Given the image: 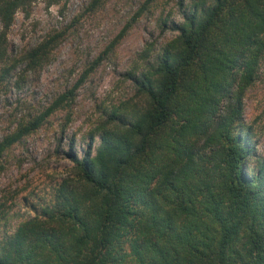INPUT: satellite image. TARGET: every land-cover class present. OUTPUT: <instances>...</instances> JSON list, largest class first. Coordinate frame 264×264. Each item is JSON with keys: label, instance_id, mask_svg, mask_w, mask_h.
Instances as JSON below:
<instances>
[{"label": "trees", "instance_id": "16d2710c", "mask_svg": "<svg viewBox=\"0 0 264 264\" xmlns=\"http://www.w3.org/2000/svg\"><path fill=\"white\" fill-rule=\"evenodd\" d=\"M32 1L0 0V58L16 11ZM175 30L135 81L148 107L122 131L103 129L95 156L90 146L67 155L76 185L62 184L54 210L0 243V264H264V168L248 170L243 127L264 0H214ZM129 229V253L118 256Z\"/></svg>", "mask_w": 264, "mask_h": 264}, {"label": "rangeland", "instance_id": "374dc122", "mask_svg": "<svg viewBox=\"0 0 264 264\" xmlns=\"http://www.w3.org/2000/svg\"><path fill=\"white\" fill-rule=\"evenodd\" d=\"M213 3L34 0L16 11L0 58V243L54 210L62 184L76 185L68 154L82 158L90 146L95 156L103 129L122 131L148 107L136 79L154 71L184 16ZM35 122V130L22 134ZM243 127L254 173L264 168V51L243 97ZM132 238L129 229L118 256L129 253Z\"/></svg>", "mask_w": 264, "mask_h": 264}]
</instances>
